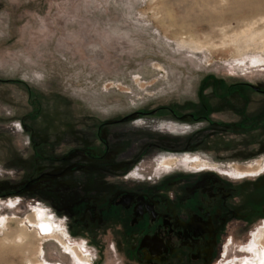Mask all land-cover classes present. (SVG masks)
<instances>
[{
	"label": "rangeland",
	"instance_id": "1",
	"mask_svg": "<svg viewBox=\"0 0 264 264\" xmlns=\"http://www.w3.org/2000/svg\"><path fill=\"white\" fill-rule=\"evenodd\" d=\"M245 82L264 89V0H0V264H143L103 215L142 189H196L186 264H257L264 173L222 174L264 164ZM242 94L247 117L222 102Z\"/></svg>",
	"mask_w": 264,
	"mask_h": 264
},
{
	"label": "flooded vegetation",
	"instance_id": "2",
	"mask_svg": "<svg viewBox=\"0 0 264 264\" xmlns=\"http://www.w3.org/2000/svg\"><path fill=\"white\" fill-rule=\"evenodd\" d=\"M236 85V89L244 91L251 89L264 96V89L252 83L245 82ZM241 98H243V102L229 99H222V102L227 108L247 117L249 96L242 94ZM257 108V113L250 120V125L252 128L255 127L263 131L264 100ZM225 125L227 128L235 126L242 131L248 126L243 122V119L233 121V125L229 123ZM260 163L258 165L249 164L244 173L258 172L263 166ZM195 170L198 169L195 168ZM195 190L192 189L185 193L186 195L176 197L175 201L168 200L166 205L160 201L165 197V194L160 191L153 194L142 189L138 190L140 192L120 194L113 204L106 206L103 213L104 219L108 222L114 221L118 225L117 241L124 250L126 258L143 264H171V259H177L182 264H186L198 260L199 258L194 256L196 253L193 252L197 248L196 240L201 241L205 235L201 234L196 229V223H193L196 221V217L194 218L196 208L193 209L191 206L196 205ZM198 208L200 210V206ZM184 211H186V215L182 214ZM53 221L54 223L46 222L49 224L46 225L47 234H52L55 231V219ZM75 257L79 258V255H75ZM78 262L84 264L81 261Z\"/></svg>",
	"mask_w": 264,
	"mask_h": 264
},
{
	"label": "bare ground",
	"instance_id": "3",
	"mask_svg": "<svg viewBox=\"0 0 264 264\" xmlns=\"http://www.w3.org/2000/svg\"><path fill=\"white\" fill-rule=\"evenodd\" d=\"M197 158V157H196ZM162 163V162H161ZM261 164V163H260ZM262 165L264 166V164L262 163ZM256 173H243L242 175H237V173L234 174L233 173H229V172H225V173H222L226 176H230V177H233V176H236V178L238 179H243V178H246V177H256V176H259L261 175L262 173H264L263 171V167ZM205 170V169H204ZM201 171V170H200ZM52 219L54 218L53 216H51ZM45 224V226H43ZM46 225H49L48 223L46 222H43L40 224V230L41 232H43L44 234H47V229H46ZM256 242V241H255ZM249 261H247L246 263H248ZM252 263H257V264H263L264 263V251H255L254 252V260ZM240 264V263H239Z\"/></svg>",
	"mask_w": 264,
	"mask_h": 264
},
{
	"label": "built area",
	"instance_id": "4",
	"mask_svg": "<svg viewBox=\"0 0 264 264\" xmlns=\"http://www.w3.org/2000/svg\"><path fill=\"white\" fill-rule=\"evenodd\" d=\"M83 247H84V249H83V250H85V251H86V249H87V243H86V242L84 243V246H83Z\"/></svg>",
	"mask_w": 264,
	"mask_h": 264
},
{
	"label": "crops",
	"instance_id": "5",
	"mask_svg": "<svg viewBox=\"0 0 264 264\" xmlns=\"http://www.w3.org/2000/svg\"><path fill=\"white\" fill-rule=\"evenodd\" d=\"M200 157V156H199ZM263 174V173H262ZM260 176V175H259ZM48 209V208H47ZM49 212H51L52 214L54 213L53 211H50V210H48ZM54 215V214H53Z\"/></svg>",
	"mask_w": 264,
	"mask_h": 264
}]
</instances>
